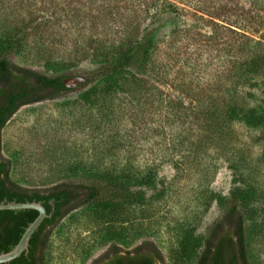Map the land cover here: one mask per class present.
<instances>
[{"label":"rangeland","instance_id":"obj_1","mask_svg":"<svg viewBox=\"0 0 264 264\" xmlns=\"http://www.w3.org/2000/svg\"><path fill=\"white\" fill-rule=\"evenodd\" d=\"M173 1L191 7V13L167 12L163 0H0V37L6 23L41 22L12 59L47 74L96 65L89 57L51 69L37 61L34 43L71 48L50 23L65 22L66 33L86 42L88 53L102 42L137 39L146 25L153 31L149 72H136L133 90L93 103L75 88L55 100L22 106L1 131L10 177L24 187L89 174L136 179L156 173L152 188H134L144 193L142 201L112 211L81 207L64 216L50 232L44 264H96L112 244L128 251L144 241L160 252V264H194L184 238H204L219 218L216 198L245 187L252 189L256 210L247 223L249 261L264 264V130L227 119L212 103L222 101L233 66L254 46L250 40L264 34L257 18L264 0ZM193 9L215 13L210 20L216 25L198 21ZM258 97L252 87L243 94L250 106Z\"/></svg>","mask_w":264,"mask_h":264},{"label":"trees","instance_id":"obj_2","mask_svg":"<svg viewBox=\"0 0 264 264\" xmlns=\"http://www.w3.org/2000/svg\"><path fill=\"white\" fill-rule=\"evenodd\" d=\"M182 2L163 0L162 8L176 15L179 12L190 14L189 6ZM160 7V4H157ZM156 7V6H154ZM186 7V8H185ZM167 11V12H168ZM205 10L193 9L198 21L211 23L215 19ZM258 23H264V4L260 6ZM207 13V14H206ZM207 16V19L204 18ZM41 22L23 23L22 27L6 23L0 37V134L10 118L22 106L55 100L75 88L83 89L82 95L90 102L109 101L116 93L136 87L139 78L136 72L147 74L154 49L153 31L149 25L139 30L137 39H122L120 44L102 42L95 53H88L86 42H79L66 33V23H50L48 28L60 34L63 45L71 48H46L34 43V58L42 61L44 67L55 68L64 62H73L89 57L96 62L94 69L74 72L47 74L30 67L16 64L12 57L20 46L26 47V39L38 31ZM173 29L170 37L177 35ZM264 34L258 40H250L245 58L233 66L231 85L222 91V101L212 103L216 110L227 119L243 122L249 127L264 130ZM71 40L68 42L67 40ZM248 39V38H247ZM249 40V39H248ZM90 46H94L93 44ZM245 46V45H244ZM87 48V49H86ZM162 79H166L167 72ZM236 81V82H235ZM69 82L73 83L72 86ZM252 87L259 97L249 105L243 98L244 91ZM216 92H219V87ZM92 99V100H91ZM242 100L239 102L238 100ZM11 162L1 154L0 137V203L39 202L49 218L44 219L33 233L27 253L7 264H44V252L51 230L68 213L87 207L93 210L112 211L123 205L142 201L144 193L137 187L152 188L156 173L131 179L127 174L120 176L89 174L82 180L60 181L44 187H24L10 177ZM251 188H234L229 195L217 197L220 207L219 218L209 227L204 238L188 236L184 238L188 251L195 257L194 264H250L247 250V223L252 222L256 210L251 204ZM37 213L32 210L0 211V253L10 251L21 238L25 228ZM142 248L153 251L162 262L160 252L149 241H144L128 251L112 244L97 258L96 264H153L152 258L140 254ZM122 253V254H121Z\"/></svg>","mask_w":264,"mask_h":264},{"label":"water","instance_id":"obj_3","mask_svg":"<svg viewBox=\"0 0 264 264\" xmlns=\"http://www.w3.org/2000/svg\"><path fill=\"white\" fill-rule=\"evenodd\" d=\"M19 210H32L37 213L35 219L28 224L25 228L18 243L8 252L0 253V264H7L27 253L29 241L33 233L41 225L44 219L49 218L50 215L46 213L45 208L39 202H25V203H0V211H19Z\"/></svg>","mask_w":264,"mask_h":264},{"label":"flooded vegetation","instance_id":"obj_4","mask_svg":"<svg viewBox=\"0 0 264 264\" xmlns=\"http://www.w3.org/2000/svg\"><path fill=\"white\" fill-rule=\"evenodd\" d=\"M140 254H143L145 257L152 258L153 261H154L153 264H160V262L158 261V258L156 256V254L153 251H151L150 249H148V248H142V250L140 251ZM33 264H38V263L35 262Z\"/></svg>","mask_w":264,"mask_h":264}]
</instances>
